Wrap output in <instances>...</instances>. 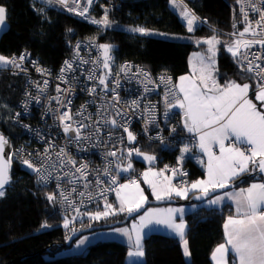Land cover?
Instances as JSON below:
<instances>
[{
  "label": "snow or ice",
  "instance_id": "6c2138e0",
  "mask_svg": "<svg viewBox=\"0 0 264 264\" xmlns=\"http://www.w3.org/2000/svg\"><path fill=\"white\" fill-rule=\"evenodd\" d=\"M44 2L48 5H58L77 16L89 19L90 23L103 25L104 27L111 26L112 22L108 18L107 9H105V15L99 20L88 17V8L93 3V0H86V4H82L81 0H44ZM169 2L174 8L178 6L177 0H169ZM236 2L240 5V12L244 17L245 27L243 31L239 32V38L225 44V50L231 53L240 73L246 72L256 79L257 83L254 90L255 101H258L259 105L249 96L250 90H252L250 83L241 84L235 80H228L224 85H221L218 82L215 76L218 69L216 68L214 57L217 51L216 45L220 44L221 41L217 39V36L214 34L209 38L198 40V44L208 45L207 51L210 55L205 59L199 53L196 54L199 58V66L193 68L190 76L180 77V82L173 85V88L178 90V94L177 91L170 88L169 92L166 93L165 103L168 110L174 108L181 110L183 128L192 134L194 140L198 141V143L186 144L180 148L177 165H182L185 153L190 152L192 148L198 147L199 151L208 158L206 179L197 180L190 185L186 181H182L181 184L183 186H178L172 183L173 179L177 176L187 175V173L182 171L181 167L169 169L166 165L165 169L159 172H152L151 170L145 172L143 173L144 181L151 186L152 194L157 201L171 199L173 195L184 199L188 197L190 191L202 193V196L196 197L197 199L207 198L210 192L228 188L237 178L244 174H252L254 172L264 174V52L250 51L256 45L264 49V7L261 6L264 5V0H236ZM246 7L258 13L259 19L250 21L248 12L245 11ZM38 11L43 12V9H38ZM180 16L186 21L188 31L193 32L194 25L200 18L187 5L182 6ZM6 20L7 8L0 5V26H3ZM206 22L204 21V23ZM253 23L255 24V28L253 27ZM235 27L236 25L233 23V28ZM129 31L140 33L141 35L152 34L148 29L143 27H134L129 29ZM213 31L215 32V30ZM69 32H71V29H69ZM231 35H235V33ZM245 36H251L252 39H245ZM98 47L103 54V68L107 70V73L97 76L96 69L93 68L88 70L87 79L89 81H97L99 86H103L101 91L104 93L110 91L112 95L111 101L107 105H102L97 109L99 119L95 121L96 133L102 131L101 125L111 124L113 127L117 126L115 118L105 119V114L109 108H113L116 114L120 115L119 109L115 108V105L112 103H120L119 93L116 92V88L120 86L119 75L120 73L127 75L133 67L129 64L122 65L120 72L115 73L117 77L116 87L109 89L108 77L113 75L111 52L114 46L111 44H100ZM76 49V58H79V43L76 45ZM26 55V53L21 54L19 61L22 62L26 58ZM80 63L87 64L89 61L81 58ZM92 63H96V61H92ZM33 64L35 65L36 62L33 61ZM9 65L16 68L21 67V63H18L17 57L13 56L9 58L0 55V68H6ZM36 70L42 75L48 74L45 69L39 66L36 67ZM74 71V62L66 60L64 61V66L60 69L58 79L61 83H68L66 75ZM133 75H142L148 83H153L150 79V74L143 69H136ZM72 79H76V77L73 76ZM160 80L172 85L171 77L165 78L161 76ZM43 85L39 89L41 93L46 90L48 81L45 80ZM56 91L57 93L67 95L71 91V87L61 89L57 85ZM86 91L90 96L98 94L96 86L89 87ZM169 95H171L172 100L168 99ZM51 99L55 100L61 107L67 109L60 112V109L57 108L55 111L58 114L59 126L63 129L69 141L84 139L85 137L82 136L81 130L89 127V125L74 119L72 110L69 107L72 103L71 99H67L66 102L61 96L51 97ZM102 99L104 98L102 97ZM36 101L37 103L40 102L39 97H36ZM139 105L140 101L133 100L130 107H139ZM85 110V106L82 105L81 110L77 111L75 115L83 116ZM165 116L167 118V111ZM84 119H91V116L84 117ZM124 132L127 133L129 143L136 140L135 135L127 127L124 128ZM72 133H75V135L72 136ZM7 144L8 140L0 134V198L5 196V187L10 183L9 167L12 157L8 156L5 159L4 149ZM215 147L219 148L218 155L214 150ZM132 151H135L137 156L142 155L139 149H130L128 152L129 156L132 155ZM44 152L46 159L50 161L51 158L47 156L49 148H45ZM56 155L61 158L60 166L64 167L65 162L62 157L67 155V153L61 148ZM106 155L115 157L117 152L109 151ZM143 158L149 162L155 159L154 156L148 154H143ZM200 162L203 164V161ZM23 163L37 174L38 182L47 184L51 172L45 175L47 169L43 165L38 167L26 159L23 160ZM66 163L75 167L76 162L69 158ZM51 167L55 168L56 165L51 164ZM116 167L120 169V165ZM131 167L132 164L129 163L122 170L128 171ZM86 168L87 165L84 164L75 167V172L81 174L79 178L86 179L84 171ZM169 170L172 175H165V172ZM109 172L110 168L105 167L104 174L108 175ZM70 175L74 176L75 173H71L70 170L63 173V177ZM63 177L59 175L55 177L58 182V189L60 188L59 181ZM161 177H163V180L160 179ZM68 183L74 184L75 180L70 179ZM96 183L99 185L101 181L98 179ZM110 183L115 184L116 178L112 177ZM84 187L87 188L88 185L85 184ZM109 190L107 188L103 189L100 195L103 196ZM72 191H76V189L73 188ZM114 191L119 203L118 208L108 203L105 196L103 211L95 213L85 212L82 215H87L91 220L98 221L101 218L114 216L126 210L131 216L134 212H140L146 203L147 198L135 180L130 181L128 184H120ZM60 195L63 201H67L69 207H73L72 201L69 199L71 193L65 194L61 191ZM79 195L83 197L85 193L81 192ZM88 196L91 198V193ZM225 197L235 204L236 215H229L224 222V243L219 244L213 250V264H229L230 254L233 257V264H264V183H252L247 188H241L239 192H226L223 195L211 197L207 200V203L209 206L218 205ZM47 199L53 202L55 196L49 194L47 195ZM75 211L78 215H81L79 207L75 208ZM183 211V209L171 207L166 209H147L143 215L139 216V223H133L131 230L128 228L117 229L116 231L129 240L127 256L129 258L144 257L145 251L142 244L143 230L151 224H156L165 227L170 233H174L181 241L183 255L189 257L191 253L186 239L187 226L183 219ZM177 213L181 214L179 222H177L176 218ZM63 226L65 228L69 227L67 218ZM47 227H49L47 223L41 225V228ZM86 240L87 237L80 239L79 245H83Z\"/></svg>",
  "mask_w": 264,
  "mask_h": 264
},
{
  "label": "trees",
  "instance_id": "16d2710c",
  "mask_svg": "<svg viewBox=\"0 0 264 264\" xmlns=\"http://www.w3.org/2000/svg\"><path fill=\"white\" fill-rule=\"evenodd\" d=\"M0 4L7 8L8 22V28L0 36V55L11 57L26 49L41 65L53 71L71 54L77 40H97L101 44L114 46L112 51L117 61H133L154 75L168 74L175 81L187 72L189 55L199 48L191 42L149 37L129 31L134 27H143L169 35L188 34L178 14L169 7V0H97L89 17L99 20L107 9L112 22L110 27L90 23L58 5H48L38 0H0ZM38 9H43V12ZM190 9L203 22L190 35L215 34L226 37L238 30L236 0H195L190 4ZM117 25L124 27L117 28ZM217 62L221 83L225 84L228 80L257 83L253 77L238 73L237 64L223 46L218 48ZM24 88L22 76L0 73V133L11 145L22 137L23 130L14 123V114ZM136 148L152 156L158 152L156 144L144 140L138 141ZM167 158L175 161L174 156ZM183 165L189 169L191 181L204 176L202 168L191 160H186ZM145 168L144 161L134 160V167L128 175H118L115 170L114 173L122 184H126L129 176ZM9 174V186L5 189V196L0 198V264H212L213 250L224 242L223 224L231 212L227 211L226 206L219 209L199 207L185 217L190 261L184 259L178 238L159 233L143 238L145 255L142 262L128 263L129 247L116 241H99L87 246L82 253L55 257L54 253L61 249L72 232L63 230L62 218L55 210L54 201L47 199V195H53L52 187L38 182L35 175L13 161ZM243 176L235 180V186L264 177L253 175L241 181ZM174 199L182 204L189 200ZM96 210H101V206L87 209L86 212ZM124 216L91 220L80 226L108 224ZM44 223L49 227L41 228Z\"/></svg>",
  "mask_w": 264,
  "mask_h": 264
},
{
  "label": "built area",
  "instance_id": "2783aa9c",
  "mask_svg": "<svg viewBox=\"0 0 264 264\" xmlns=\"http://www.w3.org/2000/svg\"><path fill=\"white\" fill-rule=\"evenodd\" d=\"M96 1L97 0H93V3L88 8V17ZM119 1L138 2L141 0ZM177 1L182 6L187 5L189 9L190 4L195 2V0ZM81 3L86 4V0H81ZM261 6L264 7V5ZM245 11L248 12L250 21L259 19L258 13L253 12L250 8L246 7ZM78 17L86 19L81 16ZM237 25L239 30H243L245 27L244 17L240 12L239 4ZM253 27L255 28L254 23ZM247 38L252 39L251 36ZM78 43L80 44L79 58H76V45ZM100 44L101 43L97 40H77L72 46L71 54L62 60L56 71L41 65L38 59L26 49L11 56L17 57L18 63H21L20 68H16L12 65L6 68H0V73L5 72L11 76H22L25 80V88L22 96L19 98L14 114V123L23 130L22 137L15 145H11V161L20 165L24 170L36 177L37 174L27 168L23 160H29L38 167L43 165L44 168L47 169L45 175L51 172V176L46 185L52 187L53 195L55 196V209L62 217L67 218L69 224L73 227L91 221L89 216L82 214L85 213L87 209H98L101 203L105 201V196L109 198L116 194L114 189L118 188L122 183L114 173L115 161L117 159L127 158L128 150L132 147H136L138 141L144 140L157 145L158 152L154 155L155 159L152 162V168L161 171L164 170L167 165L169 169L181 167L182 171L187 173L186 176H177L173 179V184L178 186H183L181 184L182 181H186L189 185L191 183L189 169L185 167L183 163L182 165H177V156L180 154V148L186 144L190 145L197 143L192 134L188 133L183 128L181 110L178 108L171 110L167 109L165 103L166 93H168L171 88L177 91L178 94V90L173 88V85H175L173 78L168 74L154 75L149 69L130 60L117 62L112 53L111 67L113 75L108 77L109 89L116 87L117 77L115 73L120 72V67L122 65L129 64L133 67L127 75L124 73H120L119 75L120 86L116 88V92L119 93L120 103H112L115 105V108L119 109L120 115H117L113 108H109L105 114V119L115 118L117 126L113 127L111 124L101 125L102 131L100 133L95 132V121L99 119L97 109L102 105H107L108 102L111 101L112 95L110 91L108 93L101 91L103 86H99L97 81H89L87 79L89 74L88 70L93 68L96 69L97 76L107 73V70L103 68V54L98 47ZM250 51L264 52V49L256 45L253 46ZM25 53L27 54L26 58L20 62L19 57L21 54ZM81 58L89 61V63L81 64ZM66 60L74 62L75 71L67 73L66 80L68 83H61L58 76ZM33 61L36 62L35 65ZM92 61H96V63H92ZM37 66L45 69L48 74L42 75L40 72H37ZM138 68L148 72L153 83H148L142 75H133ZM238 73L241 76H251L246 72L240 73L239 68ZM73 76L76 77V79H72ZM161 76L165 78L171 77L172 85L162 82L160 80ZM253 79L256 81L254 77ZM45 80L48 81V86L46 90L41 93L39 89L44 86L43 82ZM57 85H59L61 89L71 87V91L67 95L57 93ZM93 86L97 87L98 94L90 96L86 89ZM55 96H61L65 102L67 99H71L72 103L69 107L72 110L74 119L89 125V127L81 130L82 136L85 137L84 139L80 141H69L65 136L63 129L59 126V120L57 119L58 114L55 110L59 108L60 112H63L67 109L61 107L55 100L51 99V97ZM36 97H39V103H37ZM102 97L104 99H102ZM168 99L172 100L171 95L168 96ZM133 100L140 101L139 107H130ZM82 105L86 108L83 116H76L75 113L81 110ZM166 111L168 112L167 118L165 116ZM88 116H91V119H84V117ZM125 127L135 135L136 140L134 142H128L127 133L124 132ZM173 129H175V131H173ZM71 135L74 136L75 133ZM157 137H159V139H157ZM45 148H49L47 156L51 158L50 161L46 159L44 152ZM61 148L67 153V155L62 157L65 162L64 167L60 166L61 158L56 155ZM195 148H192L191 151ZM109 151H116L117 155L115 157L107 156L106 154ZM168 156H174L175 161H170L167 158ZM69 158L76 162L75 167H79L81 164L87 165V168L84 170L86 179L79 178L81 174L75 172V167L66 163ZM51 164H55L56 167L52 168ZM105 167L110 168L108 175L104 174ZM69 170L71 173H75V175L63 177V173ZM141 172L142 171L129 176L126 180V184L132 180H135L137 184L142 182ZM165 174H171V171L169 170L165 172ZM58 175L63 177V179L59 181V189L57 187L58 182L55 179ZM112 177L116 178L115 184L110 183ZM70 179L75 180V183H68ZM98 179L101 181L99 185L96 183ZM85 184L88 185L87 188L84 187ZM73 188H75L76 191H72ZM105 188L110 190L105 192L103 196L100 195L101 191ZM61 191L65 194L71 193L69 199L72 201L73 207H69L67 201H63L60 195ZM81 192L85 193V196H80L79 193ZM89 193H91V198L88 196ZM77 207H79L81 215H78L75 211ZM227 211H229V209H227Z\"/></svg>",
  "mask_w": 264,
  "mask_h": 264
},
{
  "label": "crops",
  "instance_id": "0c3cea01",
  "mask_svg": "<svg viewBox=\"0 0 264 264\" xmlns=\"http://www.w3.org/2000/svg\"><path fill=\"white\" fill-rule=\"evenodd\" d=\"M38 1H40V0H38ZM40 2H41V1H40ZM0 5H1V4H0ZM7 28H8V22H7V20H6L5 24H4L3 26H0V36H1V34H2ZM239 32H241V31H240L239 28H238V30H236V32H233V33H235V35H231V34H233V33H231V34H229V35L226 36V37H221V38H219V40L221 41V43L218 44V45H216V49H217V51H216V55H215V57H214V59L216 60V68H217V66H218V65H217V64H218V62H217L218 48H219L220 46L225 47V44H226V43H231L234 39L239 38ZM210 37H211V36H210ZM247 37H248V36H245V39H248ZM217 38H218V37H217ZM197 46H199V48H197V49H195L194 51H192L193 53L191 52L190 55H189V57H188V70H187V72H186L185 74L181 75V76H190V75L192 74V72H193V68L199 66V58L196 56L197 53H199L200 56L205 57V59L207 58L208 51L204 49L203 44H198ZM192 54H193V55H192ZM230 54H231V53H230ZM192 56L195 58L194 60L191 58ZM190 60H191V65H190ZM217 69H218V68H217ZM197 75H198V74H197ZM181 76H179V77L175 80V84H178V83L180 82V77H181ZM215 76H216L218 82H219L221 85H224V84L221 83V82L219 81V79H218V71L215 73ZM237 82H239V83H241V84H243V83H250V84H251V88H252V90H250L249 96H250L251 99H253L254 102H256V103L259 105V102H258V101H255V91H254V90H255V86H256L255 82H253V81H248V80H242V81H237ZM181 98H182V97H181ZM197 143H198V141H197ZM214 150H215L216 154L218 155V154H219V148H218V147H215ZM179 156H180V154H179L177 157H179ZM207 159H208L207 156H205L203 153H201V152L199 151L198 147H196L195 150H193V151H191V152H188V153H185V154H184V160H183V163H184L186 160H191V161L194 162L196 165H198L199 167H201L202 170H203V172H204V176H203L202 178H200V179H197V180H201V179H206V165H207ZM200 161H203V164H202ZM151 168H152V167H151ZM156 170H157V169H156ZM145 172H146V170H144V171L141 172V173H142V182H140L138 185H139V187H140V190L143 191L145 197L147 198L146 201H148V200H156L155 197H154L153 194H152V188H151V186H150L148 183H146V182L144 181L143 173H145ZM154 172H155V171H154ZM157 172H159V170H157ZM165 175L171 176V174H165ZM244 175H246V174H244ZM149 178L151 179V177H149ZM160 179L163 180V177H161ZM197 180H194V181H192L191 183H193V182H195V181H197ZM172 183H173V181H172ZM252 183H264V177L250 179V180H248V181L246 182L245 185L234 186L233 189H230L229 191H226V192H239L241 188H247V187L250 186ZM226 192L220 193V194H218V195H223V194L226 193ZM146 193L149 194L150 199H148V196H147ZM195 194H202V193H199V192H196V191H190L189 194H188V197H187V198H184V199L180 198V200H181V201H185V200H187V199H190V198H191L193 195H195ZM216 196H217V195H216ZM174 197H176V196L173 195L171 199H174ZM178 198H179V197H178ZM164 200H167V199H164ZM107 201H108V203H111V204H114V205H119V203H118V201H117V198H116V194H115L113 197L107 199ZM103 202H105V201H103ZM223 206H226L227 209H229L230 212H231L230 214H228V215L226 216V219H227V217H228L229 215H236L235 204L233 203V201L227 199V197H225V198L223 199V201H222L220 204H218V205H213V206H209L208 203H207V200H206V201H202V202H200V203L168 204V205H162V206H150V207L146 208V209H145L141 214H139L136 218L132 219V220L129 222V224L127 225L126 228H128L129 230H131L133 223H137V224H138V223H139V216L143 215V213H144L147 209H166V208H169V207H171V208H177V209H183V210H184V211H183V219H184L185 224H186V220H185L186 215H187L188 213H191V212L195 211V210L198 209L199 207L217 208V209H219V208H221V207H223ZM101 209H102V207H101ZM103 209H104V207H103ZM126 213H127V211L125 210V211L122 212V213H119V214L114 215V216H109V217H107V218L118 217L119 215H125ZM180 215H181L180 213H177V214H176L177 222H179V217H180ZM107 218H104V219H107ZM226 219H225V220H226ZM101 220H103V219H101ZM224 222H225V221H224ZM186 226H187V225H186ZM223 226H224V224H223ZM152 233H159V234H163V235H168V236L176 237L174 233H170L169 230L166 229L165 227H163V226H161V225L151 224V225H149L147 228H145V229L143 230V233H142L143 238L146 237V236L149 235V234H152ZM116 234H118V236H117L115 239H117V240L123 242L124 244H126V245L129 247V240H128V238L125 237V236H123V235H121L118 231H117ZM223 234H224V227H223ZM176 238H178V237H176ZM178 239H179V238H178ZM142 241H143V239H142ZM223 243H224V242H223ZM180 245H181V241H180ZM181 250H182V254H183V249H182V247H181ZM183 257H184V259H185L186 261H190V259H191L190 256H189V257H185V256L183 255ZM142 261H143V258H129V257L127 256V262H128V263H137V262H142ZM211 262H212V264H213L212 254H211ZM229 264H233V257H232L231 254L229 255Z\"/></svg>",
  "mask_w": 264,
  "mask_h": 264
},
{
  "label": "rangeland",
  "instance_id": "374dc122",
  "mask_svg": "<svg viewBox=\"0 0 264 264\" xmlns=\"http://www.w3.org/2000/svg\"><path fill=\"white\" fill-rule=\"evenodd\" d=\"M41 2H44V0H40ZM45 3V2H44ZM177 7L176 8H174L171 4H170V2H169V7L176 13V14H178V16H179V18H181V16H180V11L182 10V5L179 3V2H177ZM84 20H88L89 21V19H84ZM181 20H182V22H183V24L186 26V29H187V25H186V21H184L182 18H181ZM203 22H199V20L195 23V25H194V31L197 29V27H199L200 26V24H202ZM101 26H103V25H101ZM117 28H123L124 26H122V25H117L116 26ZM193 31V32H194ZM240 31H243L242 29L240 30ZM149 32L150 33H152V34H149V35H146V36H149V37H160V38H165V39H169V40H178V41H185V42H191V43H193V44H195L196 46L198 45V43H197V41L198 40H203V39H206V38H209L210 36H195V35H190V34H192L193 32H189L188 31V29H187V32H188V34H184V35H181V36H176V35H169V34H166V33H163V32H161V31H155V30H149ZM157 33H160V34H164V35H158ZM219 38H221V37H218L217 39H219ZM203 47H204V49L205 50H207V48H208V45H206V44H203ZM114 49V47L112 48V50ZM114 56H115V54L113 53V51L111 52ZM193 53V52H192ZM193 55V54H192ZM210 55V53H208L207 54V57ZM193 60L195 59L193 56L191 57ZM116 59V58H115ZM117 61V60H116ZM117 62H120V61H117ZM130 149H132V150H134V149H138V148H136V147H132V148H130ZM129 149V150H130ZM129 150H128V152H129ZM142 153V152H141ZM143 154H145V153H142V155H140V156H137L136 155V152L135 151H132V155L131 156H129L128 155V157L127 158H123V159H117L116 161H115V165H114V170H115V172L118 174V175H128V173H129V171L130 170H132V168L134 167V160H141V161H144L145 163H146V168H145V170H146V172H148V171H152V172H157V170L156 169H154V168H151V165H152V162H149V161H147V160H145L144 158H143ZM148 155H151V154H148ZM129 163H131L132 164V167H131V169H129L128 171H123L122 169L123 168H125V167H127V165L129 164ZM117 165H120V169H117ZM230 189H233V188H230ZM230 189H228V190H225V191H223V192H226V191H229ZM223 192H220V193H223ZM220 193H218V194H220ZM218 194H216V195H218ZM216 195H214V196H216ZM214 196H212V197H214ZM211 198V197H210ZM209 199V198H208ZM208 199H205L204 201H206V200H208ZM104 203L105 202H102V204H101V207H102V209L101 210H96V211H94V212H92V213H95V212H97V211H103L104 209H103V207H104ZM200 203V202H199ZM114 205V204H113ZM115 207H119V205H114ZM56 210V209H55ZM57 212V211H56ZM91 213V212H90ZM57 214L62 218V223H61V226H62V228H63V230L64 231H69V232H74L73 231V229H76V228H74L72 225H70L69 224V227L68 228H65L64 226H63V224H64V221H65V219L66 218H64V217H62L58 212H57ZM127 214V213H126ZM136 218V217H135ZM101 219H104V218H101ZM100 219V220H101ZM134 219V218H133ZM132 220V219H131ZM130 220V221H131ZM129 224V223H128ZM128 224H125V225H122V226H116V227H111V228H105V229H99V230H95V231H92V232H88V233H85V234H82V235H80L77 239H75L73 242H72V244L70 245V246H68V247H64V248H61L60 250L58 249L55 253H54V256L55 257H60V256H66V255H72V254H78V253H82V252H84L85 251V249L87 248V246H89V245H91V244H93V243H96V242H99V241H116V242H121V241H119V240H117V239H115L117 236H118V234H116L117 233V229H122V228H126L127 227V225ZM76 231V230H75ZM71 233V234H72ZM70 234V235H71ZM69 235V236H70ZM68 236V237H69ZM85 237H87V240L85 241V243L83 244V245H79V240L80 239H83V238H85ZM121 243H123V242H121ZM124 244V243H123ZM79 245V246H78Z\"/></svg>",
  "mask_w": 264,
  "mask_h": 264
},
{
  "label": "water",
  "instance_id": "95a60500",
  "mask_svg": "<svg viewBox=\"0 0 264 264\" xmlns=\"http://www.w3.org/2000/svg\"><path fill=\"white\" fill-rule=\"evenodd\" d=\"M1 134V133H0ZM4 136V135H3ZM10 152H11V144L8 141V144L5 145V149H4V153H5V159H7L8 156H10ZM9 172H10V167H9ZM10 175V174H9ZM253 175H260V176H264V174L259 173V172H254L252 174H246L241 178V181L244 180H248L250 179ZM236 185V182L234 181L228 188L226 189H220L217 190L215 192H210L209 197L207 198H201V199H197V196H202V194H195L193 195L188 201L187 203H199L204 201L205 199H208L220 192H223L225 190H228L230 188H233ZM9 186L6 185L5 189ZM168 204H182V202L177 201L176 199H167V200H161V201H157V200H148L146 201V203L144 204V207L140 210V212H134L132 213V215L130 216L128 213L125 214V216L123 217V219L112 222V223H108V224H101V225H93V226H88L86 228H81L78 229L76 231H74L66 240L65 243L62 244L61 248L64 247H68L72 244V242L77 239L80 235L88 233V232H92L95 230H99V229H105V228H111V227H116V226H122L125 224H128L130 222L131 219L137 217L139 214H141L146 208L150 207V206H162V205H168Z\"/></svg>",
  "mask_w": 264,
  "mask_h": 264
},
{
  "label": "clouds",
  "instance_id": "9594fccd",
  "mask_svg": "<svg viewBox=\"0 0 264 264\" xmlns=\"http://www.w3.org/2000/svg\"><path fill=\"white\" fill-rule=\"evenodd\" d=\"M178 2V1H177ZM181 19V18H180ZM199 22H200V20H199ZM238 68V67H237ZM195 150V149H194ZM191 152V151H190ZM183 163V162H182ZM184 164V163H183ZM154 169H156V168H154ZM145 170V169H144ZM144 170H141V171H144ZM138 173V172H137ZM135 174V173H134ZM192 182V181H191ZM191 184V183H190ZM115 195V194H114ZM102 204V203H101ZM101 206V205H100ZM227 209V208H226ZM230 211V210H229ZM90 222V221H89ZM81 225V224H80ZM76 226V227H74V228H77V230L78 229H81V226ZM86 228V227H85Z\"/></svg>",
  "mask_w": 264,
  "mask_h": 264
}]
</instances>
